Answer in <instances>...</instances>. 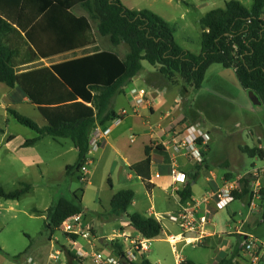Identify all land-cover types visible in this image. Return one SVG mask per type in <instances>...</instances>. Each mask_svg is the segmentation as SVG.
<instances>
[{
  "label": "trees",
  "instance_id": "trees-1",
  "mask_svg": "<svg viewBox=\"0 0 264 264\" xmlns=\"http://www.w3.org/2000/svg\"><path fill=\"white\" fill-rule=\"evenodd\" d=\"M252 2L248 9L238 0H231L224 8L208 12L200 20L201 52L194 54L176 42V26L150 10L129 9L121 0H0V83L9 88L21 86L47 121V126H40L9 109L19 124L36 134L24 142L23 148L32 147L45 137L70 139L78 155L75 165L67 167V173L72 175L75 169L85 167L91 152V132L98 127L107 129L110 122L119 118L114 99L140 75L142 62L156 68L170 83L177 85V80L182 79L196 90L203 86L211 65L235 69L243 89L253 92L264 105V0ZM77 8L86 15H75ZM93 22L97 33L112 46L128 47L126 59L117 52L95 48L82 57L18 74L16 58L22 54L23 45L31 51L30 63L93 46L96 44ZM242 151L264 160V151L259 147H246ZM145 153V159L132 169L147 191H151V147H146ZM193 178L196 180L197 174ZM249 183L248 177L242 179L241 192L234 193L235 201L253 199ZM262 184L264 223V176ZM29 190L30 186L25 184L11 192L0 188V198L18 200ZM177 193L182 204L193 201L191 182H186ZM135 196L132 189L115 193L109 215L115 219L127 216L131 228L147 239H155L163 232L160 221L137 212L128 214ZM81 202L77 196L74 200L61 197L53 202L46 211L50 236L66 220L84 213ZM112 244L114 253L122 256L124 245ZM239 252L236 249L216 264H237ZM67 255L71 264L85 262L71 253ZM135 264L153 263L142 256Z\"/></svg>",
  "mask_w": 264,
  "mask_h": 264
},
{
  "label": "rangeland",
  "instance_id": "rangeland-1",
  "mask_svg": "<svg viewBox=\"0 0 264 264\" xmlns=\"http://www.w3.org/2000/svg\"><path fill=\"white\" fill-rule=\"evenodd\" d=\"M228 1L231 0H121L129 9L150 10L176 26V42L194 54L201 52L200 20L211 10L224 8ZM238 1L248 9L252 7V0ZM94 24L96 25V22ZM97 40L101 50L109 49L117 52L121 58H125L129 53L126 45L114 47L107 38H100V36ZM71 56L78 55L69 54L67 58ZM61 59L63 57L45 60L30 68L50 65ZM142 65L140 78L134 80V83L137 88L142 87L148 91L150 87L147 77L154 67L147 62H142ZM165 79L163 77L164 81ZM180 81L179 85L173 86L174 83L166 80L165 85L160 86L161 89L164 86L167 88L164 98L170 99L167 101L169 106L163 103L149 124L142 119L140 111L138 116L129 117L123 120V123L116 122L114 131L120 132V135L118 141L112 139L113 148L109 147L104 156H101L100 152L87 157L88 162L89 159L92 160L91 164L85 165L90 172V178L82 169H75L72 175L67 173V167L75 165L78 155L70 139H61L56 142L51 138H44L35 146L23 148V142L34 138L36 134L10 117V127H3V130L7 136L12 135L14 141L9 145V149L5 146L0 148V188L11 192L19 188L21 184H25L30 186V190L18 200L0 199V264H29L30 256L36 259L34 264H56L51 262L48 256L52 250L65 245L67 240L58 231L55 234L58 244L49 243L52 236L46 229L48 225L46 211L61 197L74 200L77 196L82 199L84 219L91 221L94 227L95 248L107 255V248L102 243L105 236L122 234V230L127 231V234L134 233L129 229L127 216L115 220V217L111 219L109 215L110 198L114 190L125 189H132L136 195V203L130 206L128 214L137 212L149 216L150 207L153 204L155 212L166 216L162 221L163 232L150 243L151 251L146 254L147 259L153 264H176L173 247L167 241V235L178 234L181 231L178 225L167 218V215L175 211L178 204L173 199L169 201L163 190L158 188L153 191V201L150 200L146 187L144 188L136 174L133 175V180L128 179L131 170L125 163L126 157L135 160L140 157V153H143L141 147V144L145 142L143 133L149 132L150 125L154 127L160 122L167 124L165 113L177 99H180L181 95L185 99L182 103L185 109L181 111V114H186L189 118L193 113L196 118L202 119L200 125H195L194 122V126L204 133H211L213 140L208 158V171L201 173L194 187L199 200L203 195L212 192L208 181V178L213 180L212 173L216 175L219 182L221 180L222 182L237 181L245 178L247 173L255 169L264 168V162L259 155L252 157L242 151L246 146L254 147L258 141V133H264V105H256L252 101L249 92L243 89L233 69H225L213 64L207 72L203 86L198 90L191 88L184 80L180 79ZM219 81L225 86L222 91L213 88ZM0 87L2 88L0 93L9 90L1 83ZM33 106L21 105L16 110L40 125H45L46 122L41 114ZM132 115L134 114L129 113L124 117ZM179 115L177 111L176 116ZM237 122H240L242 126L238 127ZM0 124H2L1 119ZM132 137L136 139L134 143L131 141ZM1 139L2 135H0ZM259 143L264 145V138H261V141L259 139ZM204 149H206L205 146ZM248 188L251 192L250 184ZM261 191L258 195L262 199ZM256 202L259 205V201ZM249 203L250 201L247 200H237L227 210L213 213L212 222L207 225L206 230L219 235L220 238L223 237L226 243L219 241V237H214L210 245L185 246L181 252L182 256L192 264H214L217 262V253L220 249L229 250L232 247H238L237 237L227 235L231 231L235 232L236 227H240L237 225L238 222H244L251 234L264 241L262 213L258 210L249 211ZM260 203H262L261 200ZM233 214L234 220L231 218ZM135 234L138 235L137 233L133 235ZM51 244H54V249ZM182 247L183 244H180L179 248ZM31 252H33L32 255ZM71 262L72 259L66 252L57 264H71ZM82 264L91 263L85 261ZM259 264H264V257Z\"/></svg>",
  "mask_w": 264,
  "mask_h": 264
},
{
  "label": "crops",
  "instance_id": "crops-1",
  "mask_svg": "<svg viewBox=\"0 0 264 264\" xmlns=\"http://www.w3.org/2000/svg\"><path fill=\"white\" fill-rule=\"evenodd\" d=\"M135 10H141V9H135ZM78 11H80L81 13L78 14L77 13ZM73 13L77 16L86 15L84 13V11H82L79 8L75 9ZM92 26H93V32L95 34L94 37L96 40L95 45L89 46V47H86L83 49H79V50H76L74 52H72V51L66 52L64 54H61L59 56H55V57L50 58V59H48V58L47 59H40V60L35 61L34 63H30L31 51L28 48V46L26 47L25 45H23V47L21 49L22 54L18 58H16V61H17L16 68H17L18 74H23V73L27 74V73H30V71H34V70L42 68V67H46V66L49 67L50 65L55 64V63H60V62L65 61V60H69V59L73 60L75 58L82 57L86 53L92 52L95 48H97L100 51H111L109 49L108 50L99 49L97 37L100 35L97 33V26L94 24V22L92 23ZM100 38H101V36H100ZM17 40H18V37H16V41ZM88 50H91V51L85 53V51H88ZM81 52L84 54H80ZM26 54H27V56H26ZM69 54L78 55V56H76V57L71 56V57L67 58V56ZM59 57H63V59L59 60L58 62L51 63L50 65H46V66L42 65V66L30 68V66L36 65L42 61H45V60L49 61L52 59H57ZM126 57L122 58V59H126ZM211 66L209 67L208 71L210 70ZM142 69H143V65H142ZM233 71L235 72V69H233ZM217 72L219 73V71H217ZM206 76H207V73H206ZM139 78H140V75L138 76V78H134V80H138ZM134 80H133V82L128 83V85H125L123 87V93L120 95H117L116 98L114 99V107H115L114 110L116 111L118 117L121 115V112L123 110H127L129 113H132L134 115L128 116L126 118L122 117V119L116 118L112 122H110L108 124V127H107L110 129V132H108V134L105 136V138L101 141L100 147L96 150L91 149V152L88 156L93 155V154H99L100 152L102 153L101 156H104L107 153V149L109 147L113 148L112 139L118 141L119 135H120V132L114 131V129L116 127V122L123 123L124 122L123 120H126L129 117L136 116L140 111V114L142 115V119L146 120V123L149 124L151 118L156 114L157 109H160L159 108L160 106L162 107L163 103H164V105L169 106L167 101H170V99L164 98L165 93H167V88H166V86H164L162 89L160 88L161 85H163V84L165 85L166 79L164 81L162 75H160L158 73L156 68H153V71L149 72L148 77H147V82L149 83L150 89L148 91H146L142 87H139L140 89H143L146 92V97H147L146 98V104L138 107V110L135 109V110H137V113H134L133 112L134 111L133 110L134 109L133 101H132V98L129 94L130 89L128 91V88L130 86H131L130 88H132V87L137 88V86H135ZM177 81H179V83L177 84V85H179L181 83L180 79ZM177 85H173V86H177ZM224 87L225 86L221 83V81H219V82L215 83V86L213 88L217 91H222L225 89ZM1 89L2 88L0 87V90ZM181 96H180V99H177L172 104V106L170 107L168 112L165 113V118L167 119V121H166L167 124L160 122L157 126H154V127L150 125L149 132L143 133L145 142H143L141 144L143 153H140V157L138 159H135V160H133L132 158H127V157L125 158V163L127 166H129V168L131 170V174H128V179L133 180L134 174H136L138 176V178H140V176L132 169V166L138 162L143 161L145 159V156H146V153H145L146 147H151V185H152V189H151V191H147V189H146V192L149 193L148 198L150 200H152L153 199V191L156 188L161 189L168 196L169 201H171L173 199L175 201V203L178 204V205H176V209H174L175 211H177L179 209L180 205L182 204L180 202L178 193H176V189L178 188V190H180L183 186L177 187V186H174L172 183L171 166H170L171 165V158L174 156H177L176 158H177V163H178L179 169L187 174V177H188L187 182H191L192 192H193V200H199L198 197L196 196L195 191H194V187L196 185V182L199 180L201 173L208 171V168H209L208 158H209V152L211 149L210 148L211 147V141L213 140L212 136L210 135L211 133H209L210 142L207 144L206 149L203 150L205 153V158H204L205 163L201 167V169H199L198 166L196 164H194L189 159L190 157L188 156V154L185 151H180V150L176 151L174 149L173 145L175 143V140L178 139L181 134L185 133L186 128L194 127V124H193L194 122L196 123L195 125H200V123L202 121V119L200 120L199 118H196L195 114H193V113L189 117L192 119L191 121L188 120L189 119V118H187L188 115L186 116V114H183V113L181 114V111H183L185 109L184 105H182V103L184 102L185 99L183 96L182 97ZM21 105H23V106L24 105H34L33 107H35L38 110L37 105L33 104L29 100V97L26 95V93L24 92V90L22 89L21 86H16L15 88H9V90L7 92H1L0 93V119L2 122V124H0V135H2V139L0 140V148L5 146L7 149H9V145L14 141V137L12 135L7 136V134L3 130L4 129L3 127H10V122H11L10 117H12L14 119V117L10 114L9 109H13V110L17 111L16 108L21 106ZM177 111H179V113H180L179 116H176ZM38 112L40 113L39 110H38ZM41 116L44 119V121L46 122L45 125L47 126L46 119L44 118V116L42 114H41ZM236 125L238 127L242 126V124L240 122H237ZM40 126H44V124L40 125ZM101 129L104 130V128H101ZM258 134H259L258 141L254 147H259V149H260L261 145L259 143V139L261 141V138H264V133L259 132ZM111 136H112V138H111ZM60 140L61 139L54 140V141L59 142ZM131 141H132V143H134L136 141L135 137H132ZM262 146H264V145H262ZM246 147H249V146H246ZM250 148H252V147H250ZM142 154H143V156H142ZM262 161L264 162V160H262ZM91 162H92V160L89 159L88 164H91ZM157 174H159L160 177H156ZM194 174H197L196 180H194V178H193ZM86 175L89 176L90 172L88 171ZM211 176H212L213 180H210L208 178V181L210 182L212 192L217 190V188L219 186H221L224 182H227V181L222 182V180H221V182H219L217 180L216 175L213 173L211 174ZM89 178H90V176H89ZM88 179H87V182H88ZM141 180L142 179L140 178V182L143 184V186L145 188V185ZM113 190H114V188H113ZM178 190H177V192H178ZM119 191H121V190H119ZM119 191L114 190V192L110 198V202H111L113 196L115 195V193H118ZM260 200H261V198H260ZM260 200H259V206H258L257 210L262 213V208H261L262 204L260 203ZM250 202H251V200H250ZM135 203H136V201L134 200V202L132 203L131 206H133ZM249 205H250V203H249ZM175 211H172V212H175ZM172 212H169V213H172ZM155 214H159V213L155 212V206L152 204L150 207V215L151 216L149 215L146 217H155ZM141 215H143V214H141ZM143 216H145V215H143ZM234 216H235L234 214L231 216L232 220H234V218H235ZM81 217H82V220L85 222V224L88 226L90 225L91 228L93 229V233H95L94 227H93L91 221H87L86 219H84L85 213L81 214ZM110 218L113 219L112 216H110ZM211 222H212V218H211ZM242 224H240L238 222L237 225H239L240 227H238V228L236 227L235 232L231 231V232L227 233L228 236L233 235V236L237 237L238 247L237 248L232 247V248H230L231 250L230 249L229 250H221L220 249L217 253V262H215L214 264L218 263V261L223 259V258L230 257L232 254H234L236 249H239L240 252H239V254H237V256L235 258V262L237 264H244L247 261L243 255L244 253L242 252V244H241L242 234L252 235V236H254V235L248 231L249 229L246 228V225L244 222H242ZM262 224L264 225L263 221H262ZM129 229L131 232L136 233V231L133 228H131L130 226H129ZM122 232L127 233V231H124V230H122ZM105 237H107V236H105ZM105 237H104V239H105ZM214 237H219V235H215L214 233H210V235H208L202 241V243L200 245H204V246L210 245V243ZM255 238H257V237H255ZM155 239H153V240H155ZM218 239H219V241L226 243V241L224 240L223 237H221V238L219 237ZM259 240H258V242L263 245L262 246V254H261V256H262L261 261H262V259L264 257V241L261 239H259ZM49 243H53V242L51 240H49ZM102 243L105 244V247H107L108 243H106L105 240L102 241ZM51 246L53 249L55 248L54 244H51ZM32 254H33V252H31V255ZM48 258H49V256H48ZM185 260H186L187 264H192L187 259H185ZM28 261H29V264H34V262H36V259L33 256H30Z\"/></svg>",
  "mask_w": 264,
  "mask_h": 264
},
{
  "label": "built area",
  "instance_id": "built-area-1",
  "mask_svg": "<svg viewBox=\"0 0 264 264\" xmlns=\"http://www.w3.org/2000/svg\"><path fill=\"white\" fill-rule=\"evenodd\" d=\"M129 94L134 105L133 112L137 113L135 109L146 104V92L143 89L133 87L130 89ZM128 114L129 112L127 110H123L118 119ZM108 132H110L109 128L102 130L100 127L92 131L90 135L91 149H98L101 141ZM200 139H202L201 144L198 143ZM209 141V133H204L201 129L194 126L186 128L185 133L181 134L180 137L175 140L173 147L176 151H185L190 157L189 159L197 166H203L205 158L203 147L205 146L206 148ZM260 149L264 151V146L261 145ZM176 157L177 156L171 158V178L173 185L179 187L186 184L188 177L185 172L179 169ZM82 171L86 174L88 172L86 167H83ZM246 175V177L250 179L249 184L252 187L251 192L253 193L249 211L253 212L256 211L259 206L256 201L260 200L258 192L263 188L264 168L255 169ZM156 177H160V175L157 174ZM241 181L242 179L224 182L217 190L203 195L200 200H193L188 202V204H181L177 211L167 215V218L172 223L178 225L181 231L178 234L167 235V241L173 247L176 264H187L185 258L181 254L185 246L200 245L202 241L210 235V232L206 229L207 225L211 224L213 213L225 210L235 202L234 193L241 192ZM177 190L178 188L176 189V193ZM155 218L162 223L166 216L155 214ZM58 231L64 235L67 243L60 246L59 249L50 252L49 260L56 264L61 261V257L63 255L65 256L66 252L67 254H73L81 260L90 261L91 264H135L142 256H146V254L151 251L150 243L153 241V239L143 237L137 231L136 233L138 235H133L134 233L127 234L125 232L119 235L112 234L104 239L105 242L108 243L106 247L108 254L104 255L102 252L96 250L93 229L90 225L88 226L85 224L81 215L66 220L63 225L56 230L55 234ZM55 234L52 236L51 241L57 243L58 240L55 238ZM113 242H121L124 245L122 256L118 257L116 253H114ZM180 244H183L181 249L179 248ZM241 244L243 255L247 260L244 264H259L262 257L263 245L258 242L257 238L252 235L242 234Z\"/></svg>",
  "mask_w": 264,
  "mask_h": 264
},
{
  "label": "water",
  "instance_id": "water-1",
  "mask_svg": "<svg viewBox=\"0 0 264 264\" xmlns=\"http://www.w3.org/2000/svg\"><path fill=\"white\" fill-rule=\"evenodd\" d=\"M135 78H138V76H136ZM249 95L256 105H262L261 100L253 92H249Z\"/></svg>",
  "mask_w": 264,
  "mask_h": 264
}]
</instances>
